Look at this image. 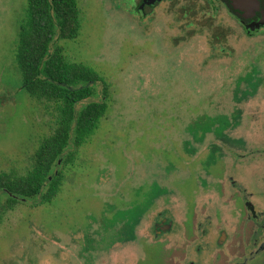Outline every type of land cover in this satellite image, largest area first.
<instances>
[{"label":"rangeland","instance_id":"rangeland-1","mask_svg":"<svg viewBox=\"0 0 264 264\" xmlns=\"http://www.w3.org/2000/svg\"><path fill=\"white\" fill-rule=\"evenodd\" d=\"M78 2L80 35L57 36L52 48L63 47L69 60L106 77L109 108L85 144L72 142L66 154L75 151L73 163L60 162L58 196L45 204L39 196L23 200L5 214L0 264H159L151 217L167 210L179 220L193 199L219 198L202 185L213 182L209 153L217 146L216 162L231 168L236 153L247 150L239 138L251 141L260 130L264 85L254 91L250 74L243 77L260 63L264 35L215 41L216 32L234 26L217 1L168 0L148 17L132 11L133 0ZM27 7L28 0H0V172L19 175L32 168L58 117L56 103L26 91L16 62ZM103 89L97 83L96 95L78 108L101 100ZM210 118L230 122L225 146L213 129L191 131ZM6 199L1 193L0 201ZM128 222L135 225L133 239L123 229Z\"/></svg>","mask_w":264,"mask_h":264},{"label":"flooded vegetation","instance_id":"flooded-vegetation-1","mask_svg":"<svg viewBox=\"0 0 264 264\" xmlns=\"http://www.w3.org/2000/svg\"><path fill=\"white\" fill-rule=\"evenodd\" d=\"M133 1L136 5L132 11L141 17H148L158 5L168 0ZM216 1L227 9L234 26L230 24L233 27L225 33L216 32L215 41H229L235 36L238 43L241 39L264 35V0H259L260 6L254 9L236 7L235 0H210L211 3ZM214 8L218 10L217 5ZM189 12L184 11V15L188 16ZM229 44L227 50L232 54L236 47ZM259 57L260 63L254 64L252 71L243 77L246 79L250 74L249 84H252L254 91L259 84L264 85V75L259 74L264 72V53ZM243 91L246 96L247 92L252 93L247 87ZM229 124L228 120L210 118L204 124L192 126L191 131L197 136L200 131L204 134L213 129L224 141L221 146H225L230 139L225 133ZM237 145L247 150L236 153L239 161L234 162L231 168L216 162L217 146L209 153L210 165L207 168L213 182L205 181L202 185L216 190L219 198L207 201L193 199L190 210L186 208L179 220L167 210L151 217L154 243L150 245L161 249L159 264H264V117L254 138L248 141L240 137ZM216 165L222 168L215 171ZM199 183L198 180L200 190ZM160 192L154 196L163 194ZM184 201L187 206L189 199ZM123 229L126 239L135 238V225L131 226L128 222Z\"/></svg>","mask_w":264,"mask_h":264},{"label":"trees","instance_id":"trees-1","mask_svg":"<svg viewBox=\"0 0 264 264\" xmlns=\"http://www.w3.org/2000/svg\"><path fill=\"white\" fill-rule=\"evenodd\" d=\"M82 11L78 0H28L16 48V62L24 88L39 101L57 105V126L45 137L34 155L32 168L24 175L13 171L0 172V224L16 204L39 196L40 203L52 202L64 181L62 164L73 163L75 151L66 154L72 142L79 148L99 128L109 103L110 84L98 70L81 62L71 61L61 46L52 48L56 37L74 39L82 30ZM104 86L101 100L96 84Z\"/></svg>","mask_w":264,"mask_h":264},{"label":"water","instance_id":"water-1","mask_svg":"<svg viewBox=\"0 0 264 264\" xmlns=\"http://www.w3.org/2000/svg\"><path fill=\"white\" fill-rule=\"evenodd\" d=\"M236 7H250L251 9L258 8L260 6L259 0H235Z\"/></svg>","mask_w":264,"mask_h":264}]
</instances>
